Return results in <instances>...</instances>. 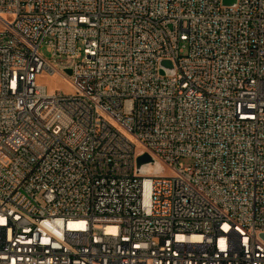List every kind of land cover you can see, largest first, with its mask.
Wrapping results in <instances>:
<instances>
[{
  "label": "built area",
  "instance_id": "built-area-1",
  "mask_svg": "<svg viewBox=\"0 0 264 264\" xmlns=\"http://www.w3.org/2000/svg\"><path fill=\"white\" fill-rule=\"evenodd\" d=\"M263 234L264 0H0V264H264Z\"/></svg>",
  "mask_w": 264,
  "mask_h": 264
},
{
  "label": "rangeland",
  "instance_id": "rangeland-1",
  "mask_svg": "<svg viewBox=\"0 0 264 264\" xmlns=\"http://www.w3.org/2000/svg\"><path fill=\"white\" fill-rule=\"evenodd\" d=\"M79 49L82 48V45L78 43ZM40 52L44 55V57L48 60H50L57 68L61 65L69 64L70 60L68 57L64 56H51L49 52H47L44 47H40ZM83 56V52L79 50V56L76 59H79ZM37 81L40 84H43L47 90H67L68 86L65 84V82L62 80L61 76H59L57 73L52 75H45L41 74L37 77ZM189 158H180L179 163L183 166H187L190 164ZM165 173H170L167 169H165Z\"/></svg>",
  "mask_w": 264,
  "mask_h": 264
},
{
  "label": "water",
  "instance_id": "water-1",
  "mask_svg": "<svg viewBox=\"0 0 264 264\" xmlns=\"http://www.w3.org/2000/svg\"><path fill=\"white\" fill-rule=\"evenodd\" d=\"M236 0H221V3L223 5H232L235 3ZM173 67L169 60H162L160 62V73H163L164 71L172 72ZM64 71L66 74H70L69 68H64ZM151 161V157L147 153L140 154L137 156L136 159V167L139 171H144V168L146 167L147 163ZM264 237V234L262 235Z\"/></svg>",
  "mask_w": 264,
  "mask_h": 264
}]
</instances>
